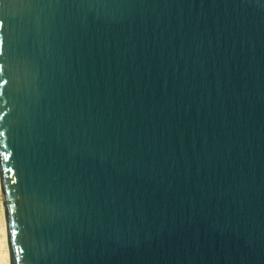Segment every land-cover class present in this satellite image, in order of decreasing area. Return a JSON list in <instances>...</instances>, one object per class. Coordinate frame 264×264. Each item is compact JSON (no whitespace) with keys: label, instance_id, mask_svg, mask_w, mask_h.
Here are the masks:
<instances>
[{"label":"water","instance_id":"95a60500","mask_svg":"<svg viewBox=\"0 0 264 264\" xmlns=\"http://www.w3.org/2000/svg\"><path fill=\"white\" fill-rule=\"evenodd\" d=\"M0 181L11 264H264V0H0Z\"/></svg>","mask_w":264,"mask_h":264},{"label":"bare ground","instance_id":"6f19581e","mask_svg":"<svg viewBox=\"0 0 264 264\" xmlns=\"http://www.w3.org/2000/svg\"><path fill=\"white\" fill-rule=\"evenodd\" d=\"M5 211L0 181V264H11Z\"/></svg>","mask_w":264,"mask_h":264},{"label":"snow or ice","instance_id":"6c2138e0","mask_svg":"<svg viewBox=\"0 0 264 264\" xmlns=\"http://www.w3.org/2000/svg\"><path fill=\"white\" fill-rule=\"evenodd\" d=\"M11 236L13 239L15 238V232L14 231L11 233Z\"/></svg>","mask_w":264,"mask_h":264}]
</instances>
